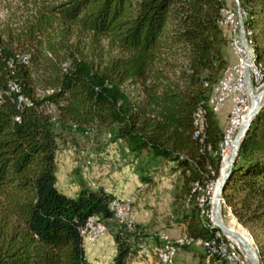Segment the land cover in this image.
I'll return each mask as SVG.
<instances>
[{
    "label": "trees",
    "instance_id": "trees-1",
    "mask_svg": "<svg viewBox=\"0 0 264 264\" xmlns=\"http://www.w3.org/2000/svg\"><path fill=\"white\" fill-rule=\"evenodd\" d=\"M239 4L256 63L264 70V0ZM225 5V0H50L39 23L16 36L19 49L11 33L0 35V264H94L83 244L92 215L114 234L115 264L132 254L139 233L147 231L138 222L134 229L119 222L110 207L114 193L81 184L76 195H68L55 184L62 132L86 135L103 127L137 155L146 151L178 172L172 214L185 236L227 244L211 219V203L206 217L200 214L195 190L201 183L209 188L222 168L224 132L212 96L230 60ZM53 22L50 31L46 23ZM85 35L92 37L86 51L80 41ZM14 81L17 92L9 90ZM19 97L24 100L18 106ZM200 106L206 110L204 140L195 136ZM141 176L151 180L148 173ZM223 199V210L226 204L250 231L264 264V105L240 144ZM158 231L149 233L157 244Z\"/></svg>",
    "mask_w": 264,
    "mask_h": 264
},
{
    "label": "crops",
    "instance_id": "crops-1",
    "mask_svg": "<svg viewBox=\"0 0 264 264\" xmlns=\"http://www.w3.org/2000/svg\"><path fill=\"white\" fill-rule=\"evenodd\" d=\"M227 104H230V102ZM224 107L217 112L221 123ZM82 136V134H78L77 132H62V136L59 139V150H57V155L60 162L65 164L64 175L61 174L62 176L59 180L60 188L63 190L71 188V194L78 191V178L76 179L74 175L78 171V166L76 165L75 160L79 154H87L90 153L88 151L93 150L92 153L95 157H97L99 163L87 172L86 177L92 184L98 186V183H95L94 177L104 176L105 179L103 183H100V186H103L108 191L114 193L115 197H119L121 199H136V196L139 194L137 201H134L136 202L137 217L133 205V220L135 223H141L148 231L158 229L159 231L156 235L158 234L161 237L164 236L174 241H178L185 237L188 232H186L184 226L175 224L172 214L174 192L180 182V177L177 171H173L171 166L168 171L166 167L163 166H152L153 169L150 167L147 169L145 168V172H141L150 174L151 180L143 183L144 181L142 179L141 172L132 171L134 169V163L139 160V154L137 155L136 152L131 151L126 141H124L126 146L124 152L115 154V158L118 162L116 161V165H113L112 162L106 158V156H108L105 154L106 150H98V143L96 141L85 144ZM119 139L122 140L121 138ZM127 157L133 158L134 162H125L124 165L119 166L124 163L123 160H127ZM107 166H110L111 169ZM175 176H177L176 179H173ZM57 181L58 179L56 175V182ZM146 186L150 187L140 193L138 192L139 189H144ZM65 191L67 192V190ZM165 201L169 202L172 208L166 207L167 203ZM146 204H149L152 207H143V205ZM168 208L171 209L170 217H167ZM150 237L151 236L143 237V241L145 242L144 244H146L147 238H149L148 242L150 245L155 241ZM83 244L88 259H90L94 264H115L112 258L116 253L117 244L109 227L108 230L97 239H93L90 235L85 234ZM141 244L143 243H140V245ZM156 245L157 243L154 247L153 245L151 247L155 250V253L157 249ZM134 254L136 255V253ZM134 254L133 257L130 254L124 264H150L149 258L141 260ZM154 260L156 264H159L157 257L154 258ZM214 262L215 261L211 260L208 256H204L203 248L196 244L189 247H183L182 250H179L177 255L172 259L173 264H214Z\"/></svg>",
    "mask_w": 264,
    "mask_h": 264
},
{
    "label": "rangeland",
    "instance_id": "rangeland-1",
    "mask_svg": "<svg viewBox=\"0 0 264 264\" xmlns=\"http://www.w3.org/2000/svg\"><path fill=\"white\" fill-rule=\"evenodd\" d=\"M49 1L50 0H48V2ZM48 2L45 0H0V35L3 37H6L8 32L11 33L14 36L13 37V39H14L13 43L15 45H17V48L19 49L18 46L20 45L19 44L20 42L17 41L16 36L20 33V31L23 28L28 27L29 25H32L34 23H39L40 17L43 16L42 15L43 13H41L42 12L41 10L44 9L45 5H48ZM225 2H226V5H225L226 7H224L225 11L224 10L223 11H224L226 19L228 20L225 25H231L228 27V29L230 31V40H232V39L235 40L236 26L234 25L232 18H228V12H231V10L229 9V5L235 6L236 1L235 0H225ZM240 8H241V6H240ZM241 12L244 13L242 8H241ZM224 20H225V18H224ZM46 25L50 31H54L53 26H55L56 23H54V22L51 24L46 23ZM243 29H244L245 40H247V44L250 47L249 66L254 71L255 76L257 77V79L261 83L258 87H256L255 82L252 83L253 87H254V92L257 93L256 90L259 87L264 85V70H263V67L258 65L256 63V60H255V50H254L255 46L253 47L254 41L249 39L252 36V32L249 31L251 29L247 28L245 26L244 22H243ZM80 41H81V44L84 45V47H85V45L91 46L92 37L86 36V35L81 36ZM100 42L106 48L111 46L108 38L102 37V38H100ZM95 48L97 49V46H95ZM84 49L86 51V47ZM228 49L230 52V60H229L228 67L226 69L227 72L221 77V79L219 81L220 83H218L215 86V88L218 85H220L221 83H224L226 81L227 75H234L235 74L234 62L236 60V54H235L234 50L232 49L231 44L229 45ZM113 51L116 52V49H113ZM18 54H20V53H18ZM178 60L182 61L183 57L179 56ZM250 100H251V97L249 98V101L247 104H241V112H243V115L240 119V123L238 125H236V129L230 134V137H229L230 140L227 143L228 145H227L226 149H225L226 136H227L226 132H227V127H228L229 118H230V104H227L223 109L224 112H223L221 124L223 127L224 139L222 140V142L220 143V146H219V148L221 149L222 160H223L221 169H223V166L225 163L224 162L225 157H226L225 154H226L227 150L229 151V149L231 147H233V138L235 137L237 131L240 129V127L242 126V124L244 123V121L246 119L245 117L247 115V109H248V106L251 104ZM263 105H264V101L262 103V106ZM90 130H89V132H90ZM82 138L84 139L83 142H85V144H87L88 142H95L96 141L98 143V146H97L98 150H101V151L106 150L105 154L108 155V156H106V158L109 159L113 165H116V161H117V159L115 158V154L119 153V152L123 153L124 149L126 148L124 140L123 139L122 140L116 139L114 136V132L111 131L108 127H103L100 130L93 129L90 134L83 135ZM231 141H232V143H231ZM57 150H59V147H57V149L55 151V163H56L55 177L57 175V179H58L57 182L55 179V184L61 191L65 192L66 194L76 195L78 191L71 194V192H72L71 188L65 189V190H67V192H70V193H67L65 190H63L62 188L59 187V184H60L59 180H60L61 176L64 175V172H65V170H64L65 164L60 162L59 157L57 155ZM225 150H226V152H225ZM88 152H90V153L79 154V156L75 160V163L78 166V171L74 175H75L76 179L78 178L77 183L79 184V188H80L81 184H84L87 186L99 187L100 183H103V181L105 179L104 176L94 177L95 183L97 182L98 186H95L94 184L91 183L90 180L87 179L86 176H87L88 170H91L92 168H94L99 163V160L97 159V157H95L92 153L93 150L88 151ZM138 156H139V160L134 163V166H133L134 169L132 171H140L141 172V171H144L145 168L146 169L148 167L152 168V166H155V167L163 166V167H166V169L168 171L169 167L171 166V163H169V162H163L161 160L154 159L146 151H142ZM88 159H90V160H88ZM123 162L124 163L120 164L119 166L124 165L125 162H131L132 163V162H134V159L127 157V160H125V161L123 160ZM130 166H131V164H130ZM107 167L111 169L110 166H107ZM176 177L177 176L173 177V179H176ZM143 183H145V182H143ZM218 183H219V179H217L215 182H212L211 186L209 188L205 187L202 183L200 184L202 189L198 193L197 201H198V197H200V198L203 197L205 200V202L202 205H200L202 207H199L201 210L204 209V213H202L200 210V214L202 216L206 217V215L208 214V210H207L208 203H211V206L213 207L212 199L216 198L215 192L217 190ZM150 186H146L144 189H139L138 192L140 193V192L146 190ZM138 196H139V194L136 196L135 201H137ZM167 201H165L167 203L166 207L172 208L171 204H169V202H167ZM163 205H164V203H163ZM172 206H173V204H172ZM143 207L147 208V207H152V206H150L149 204H146V205H143ZM169 208L167 210L168 211L167 217H170V215H171V209H169ZM134 209H135L136 217H137L136 202H134ZM211 212H212V209H211ZM210 215H211V213H210ZM212 217L213 216H211V218ZM222 219L228 227L236 229L239 233L244 234V236H246V238H250V240L253 242V239L250 235V231L244 225L241 226L239 224L240 222L235 219V217L233 216V214L230 211V208L226 204H225V210H223V206H222ZM153 230H155V229H153ZM146 231L147 232H143L141 234L139 233V237L137 238L138 240L134 241V244L136 246L135 245L133 246L134 251L132 252L131 255L133 257V254L136 253V255L135 254L134 255L137 258H139L141 260L144 258H149L150 264H156L154 258H156L157 256H155V250L153 248H151L152 245L154 247V245L156 243L152 242L150 245V243L148 242L149 238H147L146 244H144L145 242L143 241L144 240L143 237L150 236L149 233L151 232V230H149V231L146 230ZM111 233H112V231H111ZM220 233L226 239L225 242L227 243L226 245L228 246V253L230 254V256L232 254L233 256H235L238 259H244V257H245V260H239L238 264H252L250 259L247 257V255H245V253L243 252L241 247L238 246V244L235 240L228 237L222 230L220 231ZM150 238L152 240H154L152 237H150ZM114 239H115V237H114ZM175 240H177V239H175ZM140 243H143V244L140 245ZM162 244H163L162 241H160V243H158L156 246L159 247ZM203 251H204V256H209L208 252L204 248H203ZM117 252H118V249L116 250V253L112 258L114 263H115V256H116ZM209 258L211 260L215 261V259H212V257H209ZM222 260H223L222 264H235V261L228 262L227 259H222ZM158 262H159V260H158ZM171 264H173L172 260H171Z\"/></svg>",
    "mask_w": 264,
    "mask_h": 264
},
{
    "label": "bare ground",
    "instance_id": "bare-ground-1",
    "mask_svg": "<svg viewBox=\"0 0 264 264\" xmlns=\"http://www.w3.org/2000/svg\"><path fill=\"white\" fill-rule=\"evenodd\" d=\"M229 9L231 10L230 7H229ZM224 11H223V16H224L225 20L222 23V25H225L227 23V21H228L226 19V17H225ZM228 18H232V11L228 12ZM243 22H244V19H243ZM242 34H244L243 24H242ZM230 44H231V47H232V49L234 50V52L236 54L235 40L232 39ZM19 58L22 59L23 61H27L29 56L26 55V54H22V55H19ZM226 82H227V79H226V81L224 83H221L220 85H218L215 88L214 92H213L212 103H213V107H214L215 112H219L220 109L222 108L221 107L222 91L218 90V88L220 86H223ZM9 90L10 91H16V92L19 91L18 88H17V85L14 84V82H11L9 84ZM1 95H2V93L0 91V97H1ZM21 100H24V98L23 97H19L17 99L18 106L20 105ZM250 101H251L250 102L251 104L248 106L247 115H246L245 118L248 117L250 111L253 110L256 105L258 107L261 106V104L264 101V94L262 95L261 101H259L258 98H257L256 92H252ZM55 110H56V108L54 106H51L50 109H49V111H52V112H54ZM205 113H206V110L203 107H201V106L198 108V110L196 112L195 136L200 138L201 140H204V136H205V133H204L205 124H206ZM245 121H246V119H245ZM245 121H244V123H245ZM244 123L242 125H244ZM74 126H76V125H74ZM229 137H230V135H229ZM229 140H230V138H228V142H229ZM231 143H232V141H231ZM209 149H210V147H209ZM225 152H226V150H225ZM233 153H234V138H233V147H231L229 149V151L227 150V152L225 154L226 157L224 156L225 157V161H224L225 163H224L223 169H221V171H220V175L218 177L219 181H220V178H221L222 174L224 173L227 165L229 164V162H230V160H231V158L233 156ZM201 189L202 188H201V186L199 184L195 185V190H198L200 192ZM215 197L216 198L212 199V204H213V207H212V216L213 217L212 218H213V220L216 219V215L214 213V205H215V202H216V199H217V190L215 192ZM134 201H135V198L121 199L119 197H114V199L112 200L111 205H110L115 217L119 220V222L121 224L127 226L129 229H134L136 227V223L133 220V215H134L133 205H134ZM198 202H199L200 205H202L205 202V200H204L203 197H201V198L199 197L198 198ZM221 202H222V200H221ZM125 206H127V208ZM220 213H221V218H222V205H221ZM89 218H91V219L89 220V222L87 224V228L85 230V234L90 235L93 239H97L100 235L105 233L108 230V228L106 227V225H104L103 223L100 222L98 217H89ZM222 222L224 223L223 219H222ZM224 225L227 227L226 230H225V234L228 237H230L233 240H235L236 242H237L236 235L244 236V234L239 233L236 229L228 227L225 223H224ZM94 230L96 231V233H92V231H94ZM218 235L221 236L220 234H218ZM244 237H246V236H244ZM160 239H161L163 244L160 245L159 247H157V249H156V256H157L160 264H171V260L177 255L178 251L182 250V248L187 246V245L191 246V245L196 244V245L201 246L205 250H209V252H210V247H213V242H212V245H211L210 243L204 242L203 240H194V239L189 238L187 236H185L184 238H182V239H180L178 241H174V240L168 239L167 237H164V236L161 237ZM247 239H250V238H247ZM173 243H180V244H173ZM237 244H238V242H237ZM238 246H239V244H238ZM187 247H189V246H187ZM241 249L243 250V248H241ZM217 253L221 254V257L219 259L215 258V256H216L215 254H217ZM210 257L215 258L216 264H222L223 263L222 259H227L228 262L235 261V260H230L233 257L235 259H238L235 256H233L232 254L230 256V254L228 253V246L224 242H222V244L219 247L215 246L214 252H210Z\"/></svg>",
    "mask_w": 264,
    "mask_h": 264
},
{
    "label": "built area",
    "instance_id": "built-area-1",
    "mask_svg": "<svg viewBox=\"0 0 264 264\" xmlns=\"http://www.w3.org/2000/svg\"><path fill=\"white\" fill-rule=\"evenodd\" d=\"M235 6H230L232 11V21L236 25L235 32V47H236V60L234 62L235 65V74L227 75V82L218 88V90L222 91V103L221 107L227 105L230 102V118L227 127V136H226V146L229 135L236 129V125L240 123V119L243 115L241 112V104H247L249 98L251 97V89L254 90L253 82L256 83V87H258L261 83L255 76L254 71L249 66V53L250 47L247 44V40H245V35L242 34V24L245 13L241 12V8L239 5V0H235ZM22 60V59H21ZM14 84L17 85L19 90V83L14 81ZM23 96V95H22ZM127 208V206H125ZM93 217V215H92ZM92 233H96V231H92ZM98 236V235H97ZM158 237H161L157 234ZM180 244V243H173ZM217 244L213 241V247H210V252H214V248ZM230 260H235V264H238L239 260L244 259H235L234 257ZM216 264V261L214 262Z\"/></svg>",
    "mask_w": 264,
    "mask_h": 264
},
{
    "label": "water",
    "instance_id": "water-1",
    "mask_svg": "<svg viewBox=\"0 0 264 264\" xmlns=\"http://www.w3.org/2000/svg\"><path fill=\"white\" fill-rule=\"evenodd\" d=\"M257 98L259 101H261L262 95L264 94V85L259 87L257 90ZM251 92H254L253 89H251ZM262 106V104H261ZM261 106H255V108L253 110L250 111L248 117L246 118V121L244 123V125H242V127L237 131L235 137H234V153L233 156L229 162V164L227 165L224 173L222 174L220 181L218 183L217 186V199L214 205V213L216 215V219L213 220V223L215 226H217L220 230H222L225 233L226 230V226L224 225V223L222 222V218H221V205L222 202L221 200L223 199V192L225 190L226 187V181L228 179V176L233 168L240 144L246 134V132L248 131L251 121L253 120L254 116L256 115V113L259 111ZM237 238V242L239 244V246L241 248H243V252L245 253V255H247V257L250 259L252 264H260V258H259V254L258 251L256 249V246L254 245V243L250 240L247 239L246 237L242 236V235H236Z\"/></svg>",
    "mask_w": 264,
    "mask_h": 264
}]
</instances>
